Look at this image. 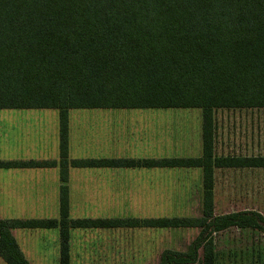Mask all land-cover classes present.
<instances>
[{"label":"trees","instance_id":"1","mask_svg":"<svg viewBox=\"0 0 264 264\" xmlns=\"http://www.w3.org/2000/svg\"><path fill=\"white\" fill-rule=\"evenodd\" d=\"M200 109L202 157L68 158L71 110ZM264 109V0H0V110H56L59 159L0 162L2 168H59L58 219H0V259L29 264L11 230H59V264H70V232L199 228L187 252L159 264H215L212 234L264 232L251 211L213 215L217 168H264V157L214 156L213 114ZM200 168V218L70 219V169Z\"/></svg>","mask_w":264,"mask_h":264},{"label":"crops","instance_id":"2","mask_svg":"<svg viewBox=\"0 0 264 264\" xmlns=\"http://www.w3.org/2000/svg\"><path fill=\"white\" fill-rule=\"evenodd\" d=\"M67 120L70 160L202 157L200 113L69 111ZM59 129L58 111L0 110V162L58 160ZM221 147H214V156L264 157L261 145L246 147L244 143H238L233 147L221 144ZM80 170L88 173H75ZM263 174L264 168H217L213 181L216 185L217 179H264ZM63 184L59 168L0 167V219L59 218L60 188ZM65 185L69 218L171 219L200 218L203 215V174L200 168L70 169ZM227 214L231 213L223 215ZM213 215L221 216L215 211ZM142 229L148 236L152 231L165 234L166 245L179 247L162 249L159 264L165 251L187 252L194 242V229L199 228ZM52 230H56L57 234L51 242L49 238L29 232L35 230L15 229L11 230V235L29 264H59V230ZM113 230L117 229L94 230L84 234L78 232L73 237L71 231L70 264H101L102 258H106L103 251L111 248H102V233H112ZM241 232L264 235L261 230L237 227L213 232L215 264H238L230 250L241 242ZM89 234L97 235L98 241L97 237L88 241L86 236ZM152 248L151 239H144L142 246L136 248L138 254L135 258L141 255L143 264H152ZM218 250L230 252L219 255ZM201 256L202 249L192 264H201ZM0 264L5 263L0 259Z\"/></svg>","mask_w":264,"mask_h":264},{"label":"rangeland","instance_id":"3","mask_svg":"<svg viewBox=\"0 0 264 264\" xmlns=\"http://www.w3.org/2000/svg\"><path fill=\"white\" fill-rule=\"evenodd\" d=\"M6 111H38L57 113L56 110H6ZM72 112H92V111H139V110H71ZM147 111V110H146ZM167 112H182L201 114L200 109H168L155 110ZM213 125L215 130V144L218 149L222 148L221 144L232 147L238 143H244L246 147L261 145L264 154V109H220L213 114ZM254 145V146H253ZM220 153V150H219ZM242 156V155H241ZM223 157V156H220ZM83 171V170H82ZM89 171V170H84ZM78 175L88 172H75ZM131 173V172H129ZM134 173V172H133ZM264 177V174H263ZM213 210L217 215L224 213H235L242 211L256 212L264 218V179H217L216 185H213ZM58 217L40 218L55 219ZM30 219V218H28ZM39 219V218H32ZM81 219V218H70ZM84 219V218H83ZM93 219V218H90ZM93 232L94 230H72L74 233L81 234ZM147 231V230H145ZM35 236L52 238L57 234L56 230H35L29 231ZM102 248H108L103 251L104 257L101 264H143L142 256L135 258L138 252L137 247H141L143 240L148 237L151 239L152 248L150 262L157 264L162 249H177L174 245H166L167 236L156 232H151L148 236L143 229H117L112 233H102ZM200 234V229H194V241ZM81 239V235L77 236ZM88 241L93 240L97 235L89 234ZM217 237V236H216ZM241 239L236 247L231 248V255L237 260L238 264H264V235L243 234L239 236ZM96 238V242L98 241ZM219 241V239H216ZM221 241V240H220ZM162 243V245H161ZM74 244V241H73ZM182 249V248H181ZM180 249V250H181ZM230 251L218 250L219 255ZM132 256L130 258V256ZM77 261V260H74ZM100 261V260H99ZM81 262V261H80ZM88 262V261H86ZM146 262V261H145ZM73 263V261H72ZM89 263V262H88ZM77 264V263H76ZM99 264V263H97ZM145 264V263H144Z\"/></svg>","mask_w":264,"mask_h":264}]
</instances>
